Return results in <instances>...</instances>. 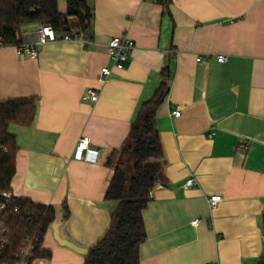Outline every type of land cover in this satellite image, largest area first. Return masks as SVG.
Here are the masks:
<instances>
[{
	"label": "crops",
	"instance_id": "obj_1",
	"mask_svg": "<svg viewBox=\"0 0 264 264\" xmlns=\"http://www.w3.org/2000/svg\"><path fill=\"white\" fill-rule=\"evenodd\" d=\"M91 4L89 44L48 43L35 60L0 48V103L37 100L29 127L8 128L18 146L11 190L53 207L62 238L95 245L116 208L104 199L113 175L107 160L168 69L169 93L156 115L166 182L152 191L143 213L140 264H256L264 253V0H172L168 8L159 0ZM71 30L78 33V23ZM122 35L134 50L124 69L101 83L100 70L111 68L106 45ZM32 38V28H23L22 39ZM217 55L227 61L218 63ZM89 88L99 93L96 103L85 97ZM177 108L179 118L172 115ZM244 142L246 150L239 148ZM191 178L195 186L185 188ZM213 195L222 200L210 208ZM42 250L51 257L36 264H84L51 230Z\"/></svg>",
	"mask_w": 264,
	"mask_h": 264
},
{
	"label": "trees",
	"instance_id": "obj_2",
	"mask_svg": "<svg viewBox=\"0 0 264 264\" xmlns=\"http://www.w3.org/2000/svg\"><path fill=\"white\" fill-rule=\"evenodd\" d=\"M168 8L172 0H159ZM66 11H59V0H0V42L2 47L22 43L25 27L42 26L56 35H71L69 18L74 17L79 34L92 39L94 11L91 0H65ZM162 80L151 99L139 108L131 130L120 149L113 150L106 165L113 169L105 201L116 203L107 232L88 249L84 264H140V248L147 239L143 213L151 201L150 192L158 182L165 184L164 154L159 139L156 115L169 93L170 74L163 70ZM37 100L24 98L0 103V192L11 191L18 146L9 133L11 124L29 127L36 114ZM4 201L0 197V202ZM17 207L19 212L13 213ZM61 222L69 217L63 204ZM8 228V250L3 262L12 257L25 237L36 238L42 246L55 223V210L29 199L13 198L4 214ZM264 233V215L261 218ZM37 258L50 259L49 251H37ZM256 264H264V253Z\"/></svg>",
	"mask_w": 264,
	"mask_h": 264
},
{
	"label": "built area",
	"instance_id": "obj_3",
	"mask_svg": "<svg viewBox=\"0 0 264 264\" xmlns=\"http://www.w3.org/2000/svg\"><path fill=\"white\" fill-rule=\"evenodd\" d=\"M33 30V38L30 40H23L21 44L16 46H11L16 51L18 57L27 58L29 60H35L38 57L39 50L42 46L52 43V42H59V41H73V40H81L85 44H89L90 40L84 38L83 35L79 33H72L71 35H56L50 29H47L42 26H36L32 28ZM22 37V35H21ZM107 54L109 56L111 62V68L103 67L100 70L98 81L101 83H106L109 81L112 71L117 70L121 71L124 69L129 56L131 55L132 51L134 50V42L130 40L128 37L116 36L110 38L107 45ZM0 48L2 47V43L0 42ZM218 63H225L227 61L224 55H217L215 57ZM203 58H198L197 61H202ZM86 99L90 103H96L99 99V93L97 90L93 88L87 89L85 93ZM173 117L179 118L181 115L180 108L175 109L172 112ZM81 146L84 147L85 159H90V154L92 151L88 149V141L86 139L80 140ZM249 147L248 142H244L239 145V148L246 150ZM164 184L158 182L155 188H161ZM195 186V180L193 178L188 179L184 185L185 188ZM154 188V189H155ZM153 189V190H154ZM152 190V191H153ZM150 192V197L152 194ZM0 197L4 200L0 202V264H8L3 262L7 256L8 250V228L6 225V219L4 214L9 206V200L13 198H19L12 190L9 192H0ZM222 197L220 195H213L208 198V205L210 208L216 207L218 203H220ZM13 213H18L19 210L17 207L12 208ZM198 220L192 222L193 225L198 224ZM51 230V228L49 229ZM48 230V231H49ZM42 250V246L39 244L38 239L25 237L22 240V244L12 257L13 264H36L38 258L36 256L37 251Z\"/></svg>",
	"mask_w": 264,
	"mask_h": 264
},
{
	"label": "water",
	"instance_id": "obj_4",
	"mask_svg": "<svg viewBox=\"0 0 264 264\" xmlns=\"http://www.w3.org/2000/svg\"><path fill=\"white\" fill-rule=\"evenodd\" d=\"M61 224L60 223H53L51 226V231H52V235L54 240L62 247H66L70 250H72L73 252L81 255V256H86L88 254V249L87 248H83L80 247L78 245H75L74 243L62 238L60 236V232H59V228H60Z\"/></svg>",
	"mask_w": 264,
	"mask_h": 264
},
{
	"label": "rangeland",
	"instance_id": "obj_5",
	"mask_svg": "<svg viewBox=\"0 0 264 264\" xmlns=\"http://www.w3.org/2000/svg\"><path fill=\"white\" fill-rule=\"evenodd\" d=\"M65 5V0H59V10L62 11ZM77 25V20L74 17L69 18V26L70 28H74Z\"/></svg>",
	"mask_w": 264,
	"mask_h": 264
}]
</instances>
